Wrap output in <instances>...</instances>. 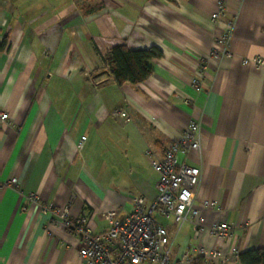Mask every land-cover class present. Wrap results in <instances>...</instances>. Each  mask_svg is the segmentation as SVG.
Segmentation results:
<instances>
[{
  "label": "crops",
  "instance_id": "obj_1",
  "mask_svg": "<svg viewBox=\"0 0 264 264\" xmlns=\"http://www.w3.org/2000/svg\"><path fill=\"white\" fill-rule=\"evenodd\" d=\"M216 1L0 0V264H86L73 224L85 218L97 235L108 212L121 221L137 198L149 208L158 175L145 154L161 160L191 123L195 207L232 233L155 214L170 264H214L203 249L246 264L264 251V0H220L225 15L212 23ZM227 32L224 57L216 37ZM119 45L161 52L144 82L114 80L103 59ZM64 208L71 226L53 214Z\"/></svg>",
  "mask_w": 264,
  "mask_h": 264
},
{
  "label": "built area",
  "instance_id": "obj_2",
  "mask_svg": "<svg viewBox=\"0 0 264 264\" xmlns=\"http://www.w3.org/2000/svg\"><path fill=\"white\" fill-rule=\"evenodd\" d=\"M216 2L220 8L212 15L213 19L225 15L222 1ZM229 39V32L216 37V46L224 57L230 54L227 50ZM254 62L261 64L262 60L256 58ZM199 84L198 80H194L196 90L201 89ZM114 115H120L128 120L123 112L116 111ZM7 119L8 113L0 110V124H4ZM199 133L200 126L197 123L189 124L183 135L171 144L161 160L146 152V158L158 175L156 195L149 208L145 206V200L137 198L132 202V212L121 221L116 218L117 210L108 212L105 219L109 223V228L97 235L92 234L86 227L85 218H80L73 224L82 239L78 254L86 264H170L168 253L164 251L169 241L168 233L157 223L155 214L164 219L172 218L176 225L189 221L198 234L209 233L222 240L231 236L232 230L226 223L209 224L201 210L195 207L201 171L198 167L188 164L186 159L191 154L199 153L201 148ZM85 141L86 137L78 140L76 144L78 152L84 148ZM179 154L184 157L183 162L177 159ZM202 205L214 206L208 201H204ZM55 212L53 214L58 221L65 226L72 225L67 218V208L57 209ZM199 253L203 263L228 264V258L220 250L203 249ZM235 253L233 249V254ZM183 264H193V260L186 257Z\"/></svg>",
  "mask_w": 264,
  "mask_h": 264
},
{
  "label": "trees",
  "instance_id": "obj_3",
  "mask_svg": "<svg viewBox=\"0 0 264 264\" xmlns=\"http://www.w3.org/2000/svg\"><path fill=\"white\" fill-rule=\"evenodd\" d=\"M161 56V52L149 50H130L126 45H119L104 57L103 63L109 69L118 84L138 85L151 74L149 62ZM242 260L246 264H264V251H253L245 254Z\"/></svg>",
  "mask_w": 264,
  "mask_h": 264
},
{
  "label": "bare ground",
  "instance_id": "obj_4",
  "mask_svg": "<svg viewBox=\"0 0 264 264\" xmlns=\"http://www.w3.org/2000/svg\"><path fill=\"white\" fill-rule=\"evenodd\" d=\"M222 4H223V3H222ZM223 6H224V4H223ZM219 8H220V6H219L218 3L216 2V11H215L214 13H212L211 16H210V20H211L212 23H213V22H216V20H218L219 18L222 17V15H220V16L217 17L216 19H213V18H212V15L215 14V13H217L218 10H219Z\"/></svg>",
  "mask_w": 264,
  "mask_h": 264
}]
</instances>
